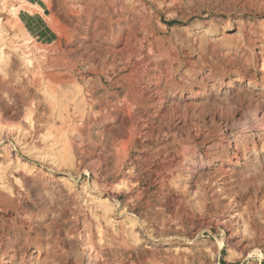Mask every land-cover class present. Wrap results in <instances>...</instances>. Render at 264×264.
I'll return each mask as SVG.
<instances>
[{
  "label": "rangeland",
  "instance_id": "1",
  "mask_svg": "<svg viewBox=\"0 0 264 264\" xmlns=\"http://www.w3.org/2000/svg\"><path fill=\"white\" fill-rule=\"evenodd\" d=\"M0 32V264H264V0H0Z\"/></svg>",
  "mask_w": 264,
  "mask_h": 264
},
{
  "label": "bare ground",
  "instance_id": "2",
  "mask_svg": "<svg viewBox=\"0 0 264 264\" xmlns=\"http://www.w3.org/2000/svg\"><path fill=\"white\" fill-rule=\"evenodd\" d=\"M97 21V20H96ZM99 27V26H98ZM134 30V29H133ZM240 31V30H239ZM244 33V32H243ZM0 34H1V32H0ZM242 35V34H241ZM247 42V41H246ZM240 44V43H239ZM243 45V44H242ZM260 58H261V69L259 70V72L260 73H262V75H264V44L263 45H261V47H260ZM2 56H5V53H4V49L2 48V46H0V61L2 60ZM5 58V57H4ZM24 58H26L27 60H26V65L27 66H32V65H34V62H33V59L31 58V56H24ZM8 61L6 60V63H7ZM33 67V66H32ZM195 73V72H194ZM193 73V74H194ZM226 73V72H225ZM242 73V72H241ZM195 76V75H194ZM193 76V77H194ZM197 76H198V74H197ZM237 76V75H236ZM242 76V75H241ZM192 77V76H191ZM225 77V76H224ZM239 78H240V76H238ZM215 78V77H214ZM244 78V77H243ZM191 79V78H190ZM264 79V78H263ZM198 81V80H197ZM233 81H235V80H233ZM48 85H46L45 87H47ZM231 87H233V84L232 85H230V88ZM47 88H49V87H47ZM188 88V87H187ZM186 88V89H187ZM47 90V89H46ZM48 91V90H47ZM73 102H74V100H73ZM59 108H61V107H59ZM32 169V168H31ZM34 169V168H33ZM124 187H125V184H124ZM128 188V187H127ZM107 200V199H106ZM105 200V201H106ZM107 202V201H106ZM106 202H100V206H98L99 208H102L103 209V211H104V214H105V212H106V210H107V208H108V205L109 204H107ZM110 207V206H109ZM109 209V208H108ZM110 210V209H109ZM108 211V210H107ZM41 215V214H40ZM106 215V214H105ZM40 221V220H39ZM131 222H133V220H131ZM134 223V222H133ZM49 227V226H48ZM56 240V239H55ZM48 242V241H47ZM57 242V241H56ZM48 244V243H47ZM49 246V245H48ZM47 248L41 243V242H39L37 245H35V247L33 248V251H32V253L30 254V257L32 258L33 257V255H35L36 253L38 254V256H40V254L41 253H43L45 250H46ZM16 257H17V253L16 252H14L12 255H10V254H8L7 256H6V253L4 252V253H2V255H1V257H0V263H5L4 261H15L16 260ZM24 257L22 258V264H24ZM10 263V262H9Z\"/></svg>",
  "mask_w": 264,
  "mask_h": 264
}]
</instances>
